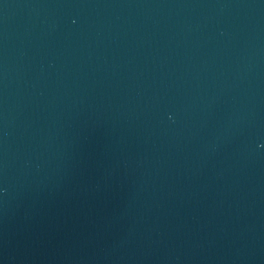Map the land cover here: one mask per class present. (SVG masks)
Instances as JSON below:
<instances>
[{
  "label": "water",
  "instance_id": "obj_1",
  "mask_svg": "<svg viewBox=\"0 0 264 264\" xmlns=\"http://www.w3.org/2000/svg\"><path fill=\"white\" fill-rule=\"evenodd\" d=\"M0 264H264V0H0Z\"/></svg>",
  "mask_w": 264,
  "mask_h": 264
}]
</instances>
